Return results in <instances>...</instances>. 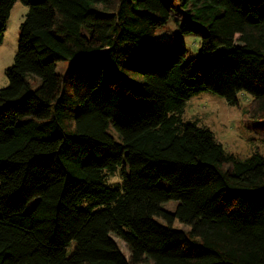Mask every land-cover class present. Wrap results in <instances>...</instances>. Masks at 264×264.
<instances>
[{
  "label": "trees",
  "instance_id": "1",
  "mask_svg": "<svg viewBox=\"0 0 264 264\" xmlns=\"http://www.w3.org/2000/svg\"><path fill=\"white\" fill-rule=\"evenodd\" d=\"M20 1L0 88V264H264V157L183 120L202 92L247 97L242 114L264 119V0ZM15 2L0 0V45ZM169 9L182 33L207 29L197 60L154 38ZM76 59L65 86L57 64Z\"/></svg>",
  "mask_w": 264,
  "mask_h": 264
},
{
  "label": "rangeland",
  "instance_id": "2",
  "mask_svg": "<svg viewBox=\"0 0 264 264\" xmlns=\"http://www.w3.org/2000/svg\"><path fill=\"white\" fill-rule=\"evenodd\" d=\"M171 8H180L178 0H162ZM118 0H110L107 8H102L103 11L112 12L117 6ZM185 11L186 8L183 7ZM193 11V10H191ZM27 8L16 0L12 6L8 19L5 24L3 40L0 45V88L7 85L6 69L12 64L14 55L18 47L19 27L23 22ZM170 18L166 24L158 29L154 38L162 45L177 41L185 48V60H197L200 50V40L207 33V29L203 24L195 23V31L189 34H184L180 30V26L184 20L181 15L174 9H169ZM161 62V60H153L144 66L150 67ZM79 60L62 62L57 64L56 71L62 77V81L67 86L69 84V73L76 67L80 66ZM133 79V74L127 76ZM248 103V98L239 96V107H233L225 102L221 97L208 92H202L194 96L185 103L183 120H197L199 124L207 127L213 134L215 140L219 142L224 149L233 154L235 157L245 160L251 155L258 153L264 157V119L256 120L244 116L240 109L244 108ZM109 134L119 141L118 134L110 128ZM119 176L111 178L110 182H117L113 185H121L123 176L120 170L117 171ZM108 181V185L110 183ZM177 205L176 201H169L162 205V208L168 212H173ZM32 204H29L30 208ZM160 224L167 226L168 223L161 219L155 218ZM171 226L174 229L189 233L190 228L180 223L178 220H173ZM121 252L127 256L128 252L124 243L119 239L114 238ZM75 249L74 243H70L66 248V255L69 257ZM143 264H151L150 262Z\"/></svg>",
  "mask_w": 264,
  "mask_h": 264
}]
</instances>
